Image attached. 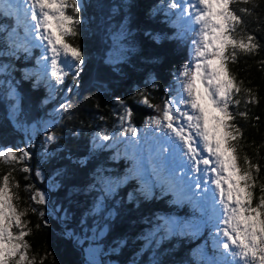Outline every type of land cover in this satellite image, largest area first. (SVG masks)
Listing matches in <instances>:
<instances>
[{"label": "trees", "instance_id": "trees-1", "mask_svg": "<svg viewBox=\"0 0 264 264\" xmlns=\"http://www.w3.org/2000/svg\"><path fill=\"white\" fill-rule=\"evenodd\" d=\"M168 1L84 0L79 35L64 38L84 54L67 111L49 112L59 102L53 97L54 81L44 79L34 86L35 76L25 78V72L37 70L36 53H21L19 58L0 55V65L7 64L12 74L8 87L0 83V146L27 148L32 154L31 159L14 165L0 162V178L11 171V183L19 182L20 187L13 188L20 197L14 201L19 210L35 207L45 213L41 218L29 211L22 218L30 221L31 234L25 239L31 245L29 257L35 258L36 264L41 260L43 264H92L87 252L91 244L100 248L102 264H208L218 257L213 229L209 227L196 236L176 235L161 240L164 233L157 231L160 218L191 221L199 211L190 204L176 205L171 195L161 197L158 189L155 198L139 199L136 180L114 187L110 193L105 190V178L125 176L131 162L121 151L123 143L96 142V137L101 133L117 134L124 122L129 124L120 119L125 106L132 110L131 125L140 130L149 117L158 113L139 102V93L162 109L174 85V74L187 57L189 37L178 36L181 28L177 20L164 13L163 5ZM253 2L258 7L231 6L233 10L247 7L252 11V15L238 12L245 24L233 35L239 39L251 34L261 47L251 54L238 53L236 63L229 61L228 66L237 80L244 82L242 92L235 97L241 103L230 110L248 112L247 119L237 116L232 123L242 132L238 141L241 168L246 167L244 155L260 165L259 173L254 171L255 206L264 195L260 190L264 185V0ZM67 14H72L70 8ZM12 24V19L0 15V25ZM154 36H159V41ZM4 39L0 33V48L4 47ZM117 48L122 52L110 59ZM11 88L19 96L16 112L14 99L9 96ZM247 89H251L254 100L251 104H245ZM56 92L59 96L60 90ZM53 132L58 140L45 144V136ZM25 166L32 171H20ZM37 171L40 176L35 174ZM29 184L32 191H25ZM37 190L46 194V204L31 201ZM43 219H47L48 227ZM65 231L74 234L73 238H68Z\"/></svg>", "mask_w": 264, "mask_h": 264}, {"label": "snow or ice", "instance_id": "snow-or-ice-1", "mask_svg": "<svg viewBox=\"0 0 264 264\" xmlns=\"http://www.w3.org/2000/svg\"><path fill=\"white\" fill-rule=\"evenodd\" d=\"M237 4L258 7L253 0H169L168 7L176 10L174 14L181 28L178 36L193 37L187 62L174 74L169 98L161 109L150 104L143 92L139 93L142 97L139 102L158 113L145 121L142 136L131 125L132 110L125 106L120 119L128 120L129 126L123 127L119 134L101 133L99 137L102 141L123 143L124 158L131 162L125 176L116 180L105 178V190L110 193L114 187L136 180L139 199L155 198L158 189L161 197L171 195V202L176 205L190 204L201 213L199 219L181 222L160 218L162 223L157 231L164 233L162 240L176 235L196 236L210 226L213 247L219 255L208 264H264V195L254 206L252 191L256 186L254 171L258 174L260 165L254 164L248 155L243 157L245 168L238 163L242 132L232 121L237 116L247 119L248 112L230 110L240 105L241 100L235 97L242 92L244 82L238 81L228 66L229 61L236 63L238 53L251 54L261 45L251 34L239 39L233 35L245 24L238 12L252 15L247 7L233 10L231 6ZM69 8L71 15L67 14ZM84 9V0H0V15L13 20L8 27L0 25V33L5 36L0 55L19 58L21 53L30 55L33 48H39L40 70L25 72L26 79L35 76L34 86H38L50 75L62 83L70 70L75 69L72 76L75 83L84 54L79 46L65 42L64 38L79 35ZM153 39L159 41L160 37ZM2 71L6 67L0 65ZM246 91L249 98L245 104H251L254 102L251 89ZM9 96L17 101L13 111H18L19 96L15 89ZM69 107L60 105L64 111ZM57 140L54 132L45 136V144ZM31 155L27 148L0 146V162L9 165L31 159ZM20 171L29 173L32 169L25 166ZM35 174L41 175L39 171ZM11 178V171L0 178V264H36L35 258L29 257L31 245L25 239L31 234L30 221L22 218L29 211L41 218L45 213L35 207L18 209L14 201L20 197L13 188H19L20 184H12ZM32 188L26 185L25 191ZM260 190L264 193V185ZM30 199L36 204L47 203L46 194L38 190ZM43 225L49 226L47 219H43ZM40 226L36 224L37 228ZM65 235L71 239L74 234L65 231Z\"/></svg>", "mask_w": 264, "mask_h": 264}, {"label": "rangeland", "instance_id": "rangeland-1", "mask_svg": "<svg viewBox=\"0 0 264 264\" xmlns=\"http://www.w3.org/2000/svg\"><path fill=\"white\" fill-rule=\"evenodd\" d=\"M168 5H169V1L168 2H166L164 5H163V10H164V13H169V15L172 17V18H174V19H176L177 20V16L174 14L175 12H176V10H170L169 9V7H168ZM187 37H189V42H188V48L186 49L187 50V57L185 58V62H183V63H186L187 62V58H188V55H189V49H190V40L193 38L191 35H189V36H187ZM65 42H67L66 40H65ZM120 45V47L122 46V44H119ZM31 51H33L34 53H36L37 54V56L35 57V61H36V63H37V60H39L40 59V57H41V49H39V48H34V49H32ZM122 52V50L120 49V48H117L116 50H113L112 51V53L110 54V59H114V57H117L118 55H119V53H121ZM32 53V52H31ZM3 66H5L6 67V71H2V72H0V83H3V84H5L7 87L9 86V84L11 83V76H12V74H11V72H9V68H8V66H7V64H5V65H3ZM35 68H37V70H36V72L38 71V70H40V65H38L37 64V66H35ZM48 71H49V73L51 72V67L49 66V69H48ZM75 73V69H73V70H70V72H69V74H70V78H69V80H67V76H65L64 77V80H63V82L62 83H57V80H56V78L55 77H51L50 75L46 78L48 81L49 80H52V81H54L53 82V89L55 90L54 91V93H53V97H57L58 98V101L59 102H57V104H55V108L53 109V110H51V111H49L50 113H60V111H62V109H60V105L61 104H68V98H69V95L72 93V92H75L76 91V88H77V77H76V82L75 83H73V79H72V76H73V74ZM173 82H175L174 81V77H173V79H172V83ZM46 84V82L45 83H43L42 85H45ZM68 88H71L72 90L69 92L68 91ZM13 88H11L10 90H9V93H10V91L12 90ZM59 91L60 90V95L58 96V94H57V92L56 91ZM169 94H170V92H169ZM167 98H169V97H167ZM166 97L164 98V99H167ZM46 100H49V98H46ZM17 103V101L16 100H14V105ZM164 103V102H163ZM147 121V120H146ZM129 126V124L127 123V122H124V125L122 126V127H128ZM145 130H146V124H145V122H144V124H143V126L140 128V130H138V133H140L141 134V136L144 134V132H145ZM120 132V131H119ZM117 134H119V133H117ZM100 134L96 137V139H97V141L96 142H99V141H102L100 138ZM126 139V138H125ZM110 142L113 144H119V145H122V143L121 142H118V141H116V140H110ZM121 149H122V147H121ZM122 151V153L124 154V150H121ZM197 191H199V190H197ZM201 195H203V194H201ZM201 216V213L199 212V214L198 215H196L192 220H194L195 218L196 219H199V217ZM209 228H211L210 226H209ZM213 232V231H212ZM151 235H152V232H151ZM82 240L83 239H80L79 240V242H82ZM88 243H91V242H89L88 241ZM201 251H204L205 252V250H204V248H203V246L201 247ZM87 252H88V256H89V259H90V261H91V263L93 262V261H95V264H102V259H101V257H100V255L102 254L101 253V250H100V248L97 246V245H93V244H91V246L90 247H88L87 248ZM218 255H219V253H217ZM205 255H206V253H204V256H201L202 258L203 257H205Z\"/></svg>", "mask_w": 264, "mask_h": 264}]
</instances>
